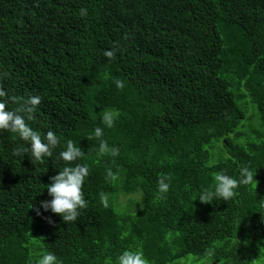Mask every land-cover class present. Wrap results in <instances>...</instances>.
Returning <instances> with one entry per match:
<instances>
[{
  "label": "trees",
  "instance_id": "trees-1",
  "mask_svg": "<svg viewBox=\"0 0 264 264\" xmlns=\"http://www.w3.org/2000/svg\"><path fill=\"white\" fill-rule=\"evenodd\" d=\"M0 88L40 96L27 122L59 138L33 163L15 154L24 141L0 132V264H36L44 252L114 264L137 247L148 264L264 254V0H0ZM67 140L84 153L71 165L58 159ZM75 164L88 168L87 205L66 223L40 202ZM243 166L254 181L232 199L199 200L217 173Z\"/></svg>",
  "mask_w": 264,
  "mask_h": 264
},
{
  "label": "clouds",
  "instance_id": "clouds-1",
  "mask_svg": "<svg viewBox=\"0 0 264 264\" xmlns=\"http://www.w3.org/2000/svg\"><path fill=\"white\" fill-rule=\"evenodd\" d=\"M83 11V10H82ZM104 56L111 59L114 56L112 50L104 51ZM117 88H123V81H115ZM41 103V97L38 95H29L23 100H17L15 97L0 88V132H10L24 141L27 147L17 150L15 154L19 155L21 151L30 153L32 162H39L45 157L53 155V149L59 144V138L54 131H47L42 138L40 133L30 127L27 122L35 108ZM15 104L16 107H10ZM116 116L112 113H106L103 122L107 127H113ZM103 135V129L96 127L94 129L95 138L99 139ZM107 149L104 142L100 144V152L103 154ZM118 154V149L113 147L111 155ZM84 153L80 147H77L72 140H67L64 150L58 154V159L71 165L81 158ZM88 176V168L82 164L75 166H65L59 173L51 177V183L47 185V191L51 199L40 202V207L44 211H51L62 217L63 221L75 222L80 215V210L84 209L87 201L83 195V185ZM254 181L253 171L249 166L240 168L239 176L233 177L224 172L217 173L214 177V183L207 188H202L198 196L201 202L209 203L213 200L232 199L235 190L240 185H249ZM170 186V177L163 176L158 180L157 192L162 198L168 192ZM264 209V204H261ZM39 214V209H37ZM36 264H59L57 256L52 252H44L36 259ZM114 264H148L141 248L126 249L121 252Z\"/></svg>",
  "mask_w": 264,
  "mask_h": 264
},
{
  "label": "rangeland",
  "instance_id": "rangeland-1",
  "mask_svg": "<svg viewBox=\"0 0 264 264\" xmlns=\"http://www.w3.org/2000/svg\"><path fill=\"white\" fill-rule=\"evenodd\" d=\"M127 197H120L119 201L123 204L128 202ZM174 264H209L206 260H198L196 257L188 256L187 258H183ZM254 264H264V254L256 258Z\"/></svg>",
  "mask_w": 264,
  "mask_h": 264
}]
</instances>
